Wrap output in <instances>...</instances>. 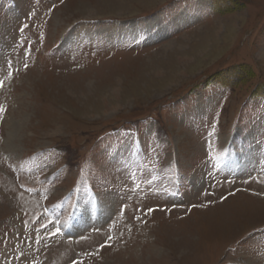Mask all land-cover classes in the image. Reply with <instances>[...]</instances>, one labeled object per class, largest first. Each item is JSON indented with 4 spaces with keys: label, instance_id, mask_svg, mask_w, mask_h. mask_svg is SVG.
<instances>
[{
    "label": "rangeland",
    "instance_id": "1",
    "mask_svg": "<svg viewBox=\"0 0 264 264\" xmlns=\"http://www.w3.org/2000/svg\"><path fill=\"white\" fill-rule=\"evenodd\" d=\"M0 82V264H264V0H0Z\"/></svg>",
    "mask_w": 264,
    "mask_h": 264
},
{
    "label": "snow or ice",
    "instance_id": "2",
    "mask_svg": "<svg viewBox=\"0 0 264 264\" xmlns=\"http://www.w3.org/2000/svg\"><path fill=\"white\" fill-rule=\"evenodd\" d=\"M0 85H2V82H0ZM3 111V108H0V112ZM149 211H152L151 209H149Z\"/></svg>",
    "mask_w": 264,
    "mask_h": 264
}]
</instances>
